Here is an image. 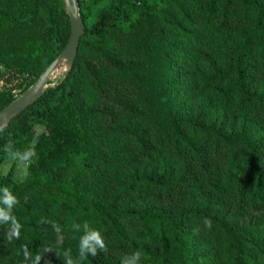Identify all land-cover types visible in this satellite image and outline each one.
<instances>
[{"label": "trees", "instance_id": "1", "mask_svg": "<svg viewBox=\"0 0 264 264\" xmlns=\"http://www.w3.org/2000/svg\"><path fill=\"white\" fill-rule=\"evenodd\" d=\"M76 2L71 67L0 125V165L35 152L0 174V264H264V0ZM69 32L63 0H0V110Z\"/></svg>", "mask_w": 264, "mask_h": 264}, {"label": "water", "instance_id": "2", "mask_svg": "<svg viewBox=\"0 0 264 264\" xmlns=\"http://www.w3.org/2000/svg\"><path fill=\"white\" fill-rule=\"evenodd\" d=\"M63 2L70 25L69 37L64 48L25 91L0 110V125L7 118L26 110L28 106L32 104L46 88L50 75L61 63L65 65L67 70L71 67L76 55L79 40L83 34V23L79 17L76 0H63Z\"/></svg>", "mask_w": 264, "mask_h": 264}, {"label": "clouds", "instance_id": "3", "mask_svg": "<svg viewBox=\"0 0 264 264\" xmlns=\"http://www.w3.org/2000/svg\"><path fill=\"white\" fill-rule=\"evenodd\" d=\"M11 146L9 145L6 150L10 151ZM16 156L17 154L12 153ZM35 156V152L28 150L24 152L19 158L22 161H27L30 158ZM0 192H3V195L0 196V204H3L4 207H0V223H8L11 221L12 228L9 235V239L19 236L20 225L15 221V218L11 215V209L18 202L16 198L11 194L7 189H0ZM210 226V221H207ZM74 229L79 230V225H73ZM105 250V243L102 235L96 229L90 228L87 224L84 225V235L81 236L79 242V251L78 257L79 260L85 259L88 255L95 257L97 255V250ZM64 264H77V261H74L71 255L70 250H66L64 253ZM25 260L28 261L31 259V254L25 249L24 251ZM42 259V256H36L34 264H39V261ZM140 254L133 253L130 256H125L121 258V264H139Z\"/></svg>", "mask_w": 264, "mask_h": 264}, {"label": "rangeland", "instance_id": "4", "mask_svg": "<svg viewBox=\"0 0 264 264\" xmlns=\"http://www.w3.org/2000/svg\"><path fill=\"white\" fill-rule=\"evenodd\" d=\"M66 71H67V68L65 67V65L63 63L60 64V66L50 75V78L48 80L50 83L47 84V86L54 85L55 82H57L62 77L64 72H66ZM21 80H22L21 77H16L13 79L10 78V81L7 83H4L1 81L0 89L5 88V87L14 88V86L16 85L17 82H19V83L22 82ZM14 81H16V83H14ZM19 95H16V97ZM34 130H35V134H38L40 132L41 128L39 126H36L34 128ZM11 164L14 166V174H13L14 180L17 182L23 181L26 177V165H27V163L23 162L21 159H19L17 157L11 158L9 160H5L0 165V174H5L6 171L9 169Z\"/></svg>", "mask_w": 264, "mask_h": 264}, {"label": "built area", "instance_id": "5", "mask_svg": "<svg viewBox=\"0 0 264 264\" xmlns=\"http://www.w3.org/2000/svg\"><path fill=\"white\" fill-rule=\"evenodd\" d=\"M20 81V80H19ZM22 81V80H21ZM1 83V81H0ZM14 83H16V81H14ZM12 93L14 94L15 98H16V95L18 94V90L17 89H14L12 90ZM19 95V94H18Z\"/></svg>", "mask_w": 264, "mask_h": 264}]
</instances>
